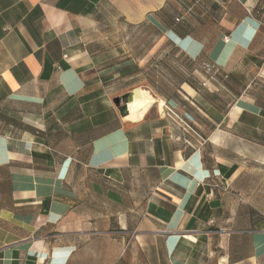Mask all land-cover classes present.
Wrapping results in <instances>:
<instances>
[{"label":"crops","instance_id":"crops-1","mask_svg":"<svg viewBox=\"0 0 264 264\" xmlns=\"http://www.w3.org/2000/svg\"><path fill=\"white\" fill-rule=\"evenodd\" d=\"M263 3L0 0V264H264Z\"/></svg>","mask_w":264,"mask_h":264},{"label":"rangeland","instance_id":"rangeland-1","mask_svg":"<svg viewBox=\"0 0 264 264\" xmlns=\"http://www.w3.org/2000/svg\"><path fill=\"white\" fill-rule=\"evenodd\" d=\"M260 16L262 17V19H263V24H264V3L262 4V6H261V9H260ZM111 28L109 27L108 28V30H110ZM107 34H104V40H106V42L107 43H110L111 42V37H110V35H109V33L110 32H106ZM116 37V36H115ZM125 37V36H124ZM106 38V39H105ZM157 40H158V37L156 36V34L154 33V31H153V28L151 27V28H145V31L144 32H141V33H136V34H134V36H129L128 37V39H126V41L127 42H129V43H132V44H134V46H139V48L141 49L142 47H141V44L142 43H145V45H147V44H151V45H153L154 43H156L157 42ZM118 42V41H117ZM120 42H122V40H120ZM257 47V48H256ZM147 49V47L145 46V50ZM255 49H257L258 51L257 52H259L258 54H261V56H263L264 57V26H263V32H262V34H261V36H260V39H259V41H258V43H257V45L255 46ZM253 51V50H252ZM134 53H138V54H142L143 52L142 51H135L134 50ZM152 54H158V52L157 53H154V51H152L151 52ZM155 56V55H154ZM154 56L152 57V59H151V64H153V62H154ZM156 57V56H155ZM121 58H123V57H121ZM173 59L174 60H180V55H177V57L176 56H174L173 55ZM212 62V61H211ZM154 65H156V63H154L153 64V66L152 67H149L148 69V71H147V74H148V78H150V77H154V75H156V71L158 70ZM200 65V64H199ZM250 73H252V72H250ZM121 85H130L131 87L133 86V85H135V86H133V87H135V88H129V89H131V91L134 89H137V88H141V89H143V90H145V91H149V88H147V87H149V86H151V87H157V86H159L160 84H154L153 82H150L149 84H126V83H120ZM149 85V86H148ZM215 87H217V90H218V86H215ZM133 90V91H134ZM213 90V92H217L216 94H218L219 96H217L216 98L219 100V101H221V102H223V103H227V104H229V103H233L235 100H236V97H237V95L235 94V93H233V95H229L228 93H225L224 91H222V90H220V88H219V92L218 91H216L215 89H212ZM132 91V92H133ZM250 95H254V96H256V97H258V101L264 106V79H256V82L254 83V84H252V87H251V89H250ZM132 95V93H129L128 95ZM123 98H121V100H122ZM120 108L121 107H124L125 106V104L122 102V103H120ZM154 108L156 109V110H160L159 109V107H158V105H155L154 106ZM153 108V109H154ZM163 108H164V106H163ZM152 109V110H153ZM259 169H262V170H264V166H263V168L261 167V168H259ZM254 182H261L262 180H257V179H254L253 180Z\"/></svg>","mask_w":264,"mask_h":264},{"label":"bare ground","instance_id":"bare-ground-1","mask_svg":"<svg viewBox=\"0 0 264 264\" xmlns=\"http://www.w3.org/2000/svg\"><path fill=\"white\" fill-rule=\"evenodd\" d=\"M158 105L161 112L163 113L164 101L157 99L149 91H145L141 88L135 89L132 92L130 101L128 103V114L126 117L130 121H139L144 110L151 105Z\"/></svg>","mask_w":264,"mask_h":264},{"label":"built area","instance_id":"built-area-1","mask_svg":"<svg viewBox=\"0 0 264 264\" xmlns=\"http://www.w3.org/2000/svg\"><path fill=\"white\" fill-rule=\"evenodd\" d=\"M229 41H230V39L226 37L225 42H229ZM216 70H217L216 65L214 63H211V62L205 61L200 65V72L204 76V78L206 79L203 83L204 86L207 85V82H211V81L215 80L214 73L216 72ZM164 107L167 109L168 113H170L171 115L176 117V119L182 125H184V127L187 130H189L191 133H193L194 135L197 136V138L199 139V143L201 145H204L207 142V140L204 139L186 119H184L180 115H178L171 106L164 104Z\"/></svg>","mask_w":264,"mask_h":264},{"label":"water","instance_id":"water-1","mask_svg":"<svg viewBox=\"0 0 264 264\" xmlns=\"http://www.w3.org/2000/svg\"><path fill=\"white\" fill-rule=\"evenodd\" d=\"M130 98H131V94L130 95H126L122 100L120 98H116L114 100V102H115V104L117 106H119L120 103H122V102L125 104L124 107H121V111H122L123 117H126L127 114H128V107L127 106H128L129 101H130Z\"/></svg>","mask_w":264,"mask_h":264},{"label":"trees","instance_id":"trees-1","mask_svg":"<svg viewBox=\"0 0 264 264\" xmlns=\"http://www.w3.org/2000/svg\"><path fill=\"white\" fill-rule=\"evenodd\" d=\"M261 26H263V25H261ZM204 53H205V52L202 51V54L200 55L199 59H197L200 65H201L203 62H205V61L210 62V61H208V60L205 59V57H204ZM218 73H219V72H218V68H217L216 72L214 73V77H215V75H218Z\"/></svg>","mask_w":264,"mask_h":264}]
</instances>
